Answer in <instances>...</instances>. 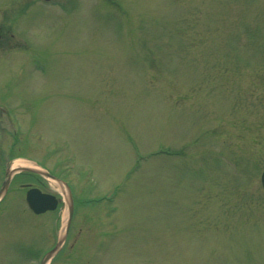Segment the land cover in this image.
<instances>
[{"label": "rangeland", "instance_id": "1", "mask_svg": "<svg viewBox=\"0 0 264 264\" xmlns=\"http://www.w3.org/2000/svg\"><path fill=\"white\" fill-rule=\"evenodd\" d=\"M0 27V189L21 160L75 201L50 264H264V0H0ZM67 220L16 175L0 264Z\"/></svg>", "mask_w": 264, "mask_h": 264}, {"label": "water", "instance_id": "2", "mask_svg": "<svg viewBox=\"0 0 264 264\" xmlns=\"http://www.w3.org/2000/svg\"><path fill=\"white\" fill-rule=\"evenodd\" d=\"M45 1H51V0H45ZM32 165H33L32 168H29V167L28 168H25V167L14 168V166H13V167H10L8 169L6 179H5L3 185L0 189V203L6 197L14 176L19 174V173H22V172H31V173L37 174V175H39V176H41V177H43L49 181H52L58 185V187L61 189V192H62V194L65 198L66 204H67L68 220L66 222V227H65L64 233L58 239V242H57L55 248H53L49 253L46 254V256L42 262V264H50L52 259L63 248V246L65 245V242L68 238V235H69V232L71 229V225L73 222V218H74V212H75L74 200H73V195H72L71 189L68 187V185L64 181L59 180L58 178H56L55 176H53L49 172L41 169L38 165H36V166H34V164H32ZM261 182H262V186L264 189V172L261 176ZM26 200H27V204H28L29 208L37 215L44 214L48 211H55L59 206V200L56 196L43 193L41 190H39L37 188L31 189L27 193Z\"/></svg>", "mask_w": 264, "mask_h": 264}, {"label": "flooded vegetation", "instance_id": "3", "mask_svg": "<svg viewBox=\"0 0 264 264\" xmlns=\"http://www.w3.org/2000/svg\"><path fill=\"white\" fill-rule=\"evenodd\" d=\"M52 1H54V0H52ZM51 2V1H50ZM46 3H49V2H46ZM2 30V28L0 27V31ZM5 38V39H4ZM6 40H7V34L6 33H0V50H4V48L6 47V45H5V43H6ZM55 246H56V244L53 246V248H55ZM53 248H51L50 250H48V251H46V252H44V253H40L39 254V256H33L35 253H37L36 252V250H35V252H34V254L28 259V260H37V259H39L40 258V263L39 264H41V262H42V260L44 259V257L46 256V254L47 253H49ZM63 251V248L59 251V253L52 259V261L54 260V259H56L59 255H60V253ZM37 255H38V253H37ZM51 261V262H52Z\"/></svg>", "mask_w": 264, "mask_h": 264}, {"label": "bare ground", "instance_id": "4", "mask_svg": "<svg viewBox=\"0 0 264 264\" xmlns=\"http://www.w3.org/2000/svg\"><path fill=\"white\" fill-rule=\"evenodd\" d=\"M23 167H25V168H28V167L29 168H32L33 165L28 164V163H25V162H22V161H17L14 164V168H23Z\"/></svg>", "mask_w": 264, "mask_h": 264}]
</instances>
